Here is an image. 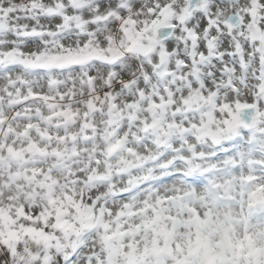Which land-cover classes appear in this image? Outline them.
<instances>
[{
    "label": "snow or ice",
    "instance_id": "snow-or-ice-1",
    "mask_svg": "<svg viewBox=\"0 0 264 264\" xmlns=\"http://www.w3.org/2000/svg\"><path fill=\"white\" fill-rule=\"evenodd\" d=\"M0 264H264V0H0Z\"/></svg>",
    "mask_w": 264,
    "mask_h": 264
}]
</instances>
